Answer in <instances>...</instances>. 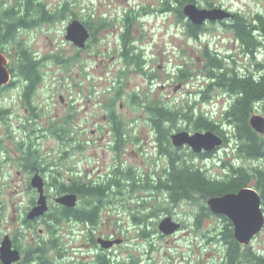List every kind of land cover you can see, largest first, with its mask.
<instances>
[{
	"label": "rangeland",
	"instance_id": "1",
	"mask_svg": "<svg viewBox=\"0 0 264 264\" xmlns=\"http://www.w3.org/2000/svg\"><path fill=\"white\" fill-rule=\"evenodd\" d=\"M19 1L0 0L3 5ZM161 1L36 0L51 15L58 13L63 4L67 9L61 17L53 16L50 21L22 28L15 34L39 57L41 81L27 103L23 96L26 82L16 70V56L10 58L8 65L15 82L0 98V105L10 110L0 122V239L5 234L11 236L21 226L25 209L36 197L29 180L37 168L46 180L45 191L50 196L58 193L52 180L67 182L80 177L84 182H110L96 224L62 219L58 225L53 224L51 235L46 221L39 219L24 237L20 235L17 243L25 249L53 238L55 247L46 245L47 259L53 264H96L98 254L108 255L115 264H217L224 257L226 244L221 232L225 216L210 212L196 223L202 199L171 203L165 191L154 187L166 176L168 156L159 150L146 106L160 103L222 121L232 96L222 88L212 87L207 99H202L209 82L205 46L216 50L242 74L264 73V58L259 54L250 59L233 31L218 22L205 23L206 31L198 38L189 37L183 20L174 10H164ZM196 4L228 8L250 20L255 14L264 15V0H198ZM129 10L139 14L136 20H128L134 45L141 49L142 57L127 63L121 55L120 34ZM99 18L105 19L106 24L94 26L98 28L95 38L88 40L84 50L65 39L72 19L84 24ZM56 57L63 63H58ZM182 69L186 76L178 78ZM109 103L124 126V140L115 148ZM30 105L36 107L31 111ZM253 114L264 115V107L259 104ZM53 124L62 129L60 138L54 135ZM166 127L168 137L179 130H204L194 129L192 122L184 118L169 122ZM224 130L230 137L228 143L213 150L209 157H191L187 145L177 152L213 178L228 173L229 164L264 166V159L238 157L233 150L231 127L225 124ZM165 146L168 151L176 149L171 141L163 142L162 147ZM249 186L253 187L252 181ZM85 201L81 198L78 205ZM165 216L179 222L180 227L182 223L181 229L162 234L158 223ZM91 237L120 242L104 249L98 243L93 245ZM242 247L264 255V227ZM242 259L241 264H255Z\"/></svg>",
	"mask_w": 264,
	"mask_h": 264
},
{
	"label": "trees",
	"instance_id": "2",
	"mask_svg": "<svg viewBox=\"0 0 264 264\" xmlns=\"http://www.w3.org/2000/svg\"><path fill=\"white\" fill-rule=\"evenodd\" d=\"M198 0H162L164 10H174L177 17L183 20V26L189 37L198 38L202 32L206 31V27L201 25H194L182 13V7L188 2L196 3ZM67 9L63 4L58 13L51 15L47 13L44 5L36 0H21L15 5H3L0 2V25L4 34V39L7 37L16 43V70L23 76L28 84L25 88V98L29 96L35 89L36 85L41 81L39 74V62L33 59L22 39H18L15 35L18 30L22 28H29L41 22L50 21L53 16L61 17L63 12ZM162 10V9H161ZM132 11H126L124 17V31L120 34L122 44V53L125 62H136L141 59L142 51L134 45V39L129 31L130 20H136L138 13L132 14ZM253 21L247 19L241 14H237L231 23L225 24L231 29L235 37L243 45V50L254 48L257 49L260 45L264 46V15L256 14ZM135 22V21H134ZM216 23V22H212ZM106 24L105 19L100 18L97 21H84V25L92 32L93 40L95 33L99 27ZM97 25L98 28L94 29ZM258 28L261 30L263 37L257 38L252 35V30ZM139 50V51H138ZM204 57L206 59V70L208 84L203 91L202 99H207V92L212 87L222 88L225 92L232 96L231 103L224 110L222 121L212 120L203 113L193 115L191 112H183L177 109H170L168 106L160 103L151 102L146 106L149 113L150 122L155 130L156 138L159 143V150L168 156V169L166 176L157 182L154 187L163 190L167 193V197L171 203L179 201L196 202L199 199V212L195 215V222L199 223L203 216L210 215V211L206 206V199L210 196L221 195L226 192L236 191L243 186H249L252 181L261 197V203L264 211V166L257 164L255 166H233L229 164V171L225 173L222 178H213L207 175L205 169L188 163L175 150L168 151L165 144L170 143V137L167 135L166 125L169 122H174L178 118H184L189 123L192 122L194 129L212 130L223 137V144L228 143L230 137L224 130V125L228 124L231 127V137L234 139L233 150L236 155L243 159L258 160L264 158V136L251 128L249 125V117L255 112L257 105L264 107V73L248 71L247 73H240L234 66H229L227 62L216 52L211 51L207 46L204 48ZM142 68V67H141ZM178 78H184L186 75L184 69L179 71ZM109 117L114 128L113 131L116 136L121 137L122 133L119 130L118 116L115 115L112 103L108 104ZM55 134L58 138L61 137L62 129L53 126ZM170 145V144H169ZM118 144L116 145V147ZM213 152V151H212ZM212 152L196 154L192 151L188 152L191 157L199 156V158H206L212 155ZM113 180V179H112ZM110 183V182H109ZM108 184L100 182L86 181L84 182L80 177H72L71 181L62 183L57 187L59 193L74 192L78 197L85 198V204L77 209L62 210L60 214L50 215L49 218L54 225H58L63 218L73 217L75 220L81 222H88L91 225L96 224L98 218V207L94 204L102 200V197L107 194ZM94 206L93 208H91ZM225 225L221 232L222 240L226 244L224 257L217 264H241L242 258L253 261L255 264H264V255L258 254L257 251L248 247L244 250L241 244L233 237L231 222L223 217ZM47 231L53 234L54 228L48 224ZM51 243V244H50ZM50 244L51 248L55 247L54 239L42 241L35 247L30 249L31 255L37 254L42 262L50 263L47 259V247ZM95 263L98 264H115L110 257L104 254L96 256Z\"/></svg>",
	"mask_w": 264,
	"mask_h": 264
},
{
	"label": "water",
	"instance_id": "3",
	"mask_svg": "<svg viewBox=\"0 0 264 264\" xmlns=\"http://www.w3.org/2000/svg\"><path fill=\"white\" fill-rule=\"evenodd\" d=\"M183 15L194 25H202L206 22H220L232 17L231 11L223 7H199L196 3L188 2L182 7ZM89 38L87 27L78 19H72L67 27L65 39L78 47H83ZM1 39V32H0ZM0 86L6 84L10 77L5 67L6 60L0 56ZM1 115V111H0ZM249 125L256 132L264 133V115L252 114L249 117ZM170 141L176 148L189 146L193 153L212 152L223 144V137L212 130L188 132L179 130L170 135ZM31 186L38 192L37 204L27 214L28 219L42 215L47 210L46 195L44 194V181L39 173L31 178ZM78 195L67 192L58 196L55 200L66 207H74ZM210 212L225 216L232 223L233 237L241 245H247L264 227V211L259 192L252 186H243L236 191L226 192L221 195L210 196L206 199ZM180 228V223L170 216H165L158 223V229L162 234L175 233ZM101 248H110L120 239L98 237L96 239ZM19 258L18 251L11 248L8 235H5L0 244V264H10Z\"/></svg>",
	"mask_w": 264,
	"mask_h": 264
},
{
	"label": "flooded vegetation",
	"instance_id": "4",
	"mask_svg": "<svg viewBox=\"0 0 264 264\" xmlns=\"http://www.w3.org/2000/svg\"><path fill=\"white\" fill-rule=\"evenodd\" d=\"M225 9H227V10H229V11H231L230 9H228V8H225ZM231 13H232V17L231 18H229V19H226V20H223V21H220V22H218V23H220L222 26H225V24H228V23H231V22H228V21H233L234 19H235V17H236V15L238 14V12H235V11H231ZM256 15V14H255ZM255 15L252 17V19L254 20V19H256L255 18ZM252 20V21H253ZM204 25L205 24H202L201 26H203L204 27ZM88 29V28H87ZM88 31H89V38L85 41V44H84V46L83 47H78V46H76V45H74V46H76L78 49H80V50H84L83 48H85V47H87V42H88V40H91L92 38H93V34H92V32L88 29ZM0 32H1V39H0V56H3L4 58H5V60H6V64H5V67H6V69L8 70V72H9V74H10V77H9V79H8V82L6 83V84H2L1 86H0V98H2L3 97V95H4V93L6 92V90L9 88V87H12L13 85H14V80H13V74H12V69L9 67V65H8V62H9V60H10V58L11 57H13V56H17L16 55V51H17V48H16V45H14L13 43H12V41H11V39H9L8 37H7V39H4L5 37H4V34H3V32H2V29H1V25H0ZM252 35H256L257 36V38H259V39H261L262 37H263V34L261 33V30H259L258 28H255L254 30H252ZM235 40L239 43V45L241 46V48H242V51L243 52H245L246 53V55L247 56H249V58L250 59H252V60H254L255 58H256V56L257 55H259V54H261L262 56H263V58H264V46L263 45H260L257 49H255V47L254 48H248L247 49V51L245 50H243V45H241V43H240V41L235 37ZM6 43V44H5ZM6 46V47H5ZM8 48H10L11 50H7ZM26 48L28 49V51L30 52V54L33 56V59L34 60H36V61H38V62H40L39 60V57H37V54H35L34 52H32V51H30V49L26 46ZM1 58V57H0ZM56 61L58 62V63H60V64H62L63 63V61H60L59 59H58V57H56ZM259 75V74H258ZM24 78V77H23ZM24 80H25V82H26V86H27V84H28V81L24 78ZM26 86H25V88H26ZM37 86V85H36ZM35 91V90H34ZM33 91V92H34ZM32 92V93H33ZM31 93V94H32ZM31 94H29V96H28V98L26 97L25 98V89H24V93H23V96H24V98H25V100H26V102L27 103H30V101H29V98H30V95ZM31 107V111L33 110V108L34 107H36V106H34V105H30ZM258 106V105H257ZM0 111H1V115H0V122L3 120V119H5L6 118V114L10 111V110H8L7 108H5V107H3L2 105H0ZM33 115V114H32ZM34 116V115H33ZM118 120H120V118H119V116H118ZM111 121V120H110ZM112 122V121H111ZM53 126L55 127V124H53ZM53 126H52V128H53ZM113 128H114V125H113V123H112V132L114 133V131H113ZM119 130H120V133H122V135H121V137H118V136H116L115 135V133H114V142H115V145H114V148L116 147V145L118 144H121L122 142H123V135H124V126H123V122L120 120L119 121ZM53 132H54V129H53ZM54 135L56 136V137H58L56 134H55V132H54ZM201 153H203V152H201ZM196 154H200V153H196ZM264 159V158H263ZM263 159H261V160H263ZM34 167V166H33ZM35 173H39L40 175H41V173H40V170L39 169H37V168H35V169H33V173H32V176L35 174ZM32 176L30 177V180H29V186L30 187H32L31 186V178H32ZM41 177L43 178V181H44V194L46 195V202H47V210L42 214V215H40V216H36L35 218H33V219H28L27 218V214H28V212L30 211V209L33 207V206H35L36 204H37V200H38V192H37V190L35 189V188H33V190L36 192V197L35 196H33L32 197V199L30 200V202H29V205L27 206V208L25 209V212H24V218H23V220L21 221V226H18V227H16V229L17 230H15V232H14V234H12L11 236L10 235H8V234H5V235H8V237H9V239H10V242H11V248L12 249H16L17 251H18V254H19V258L17 259V260H15V261H12L10 264H53L51 261H49L50 263H41L42 262V260L40 259V258H38L39 256L38 255H36L37 257L34 259V255H31V252H30V249L31 248H28V249H25V248H21L19 245H18V243H17V240L19 239V237H20V235L22 234L23 235V237L25 236V233H26V230H28V229H30L31 228V226L32 225H34V222L36 223L39 219H42V220H45L46 222H45V224H50L51 226H53V223L51 222V220H50V218H49V216L50 215H57V214H60L61 212H62V210H64L65 208H67V209H77L78 207H81L80 205H78V202H79V200H80V198L78 197V199H77V202H76V204H75V206L74 207H71V208H69V207H66V206H63L62 204H59L58 202H56V198L58 197V196H60V195H62V194H64V193H67V192H61V193H59L58 191V193L55 195V196H50L46 191H45V189H46V180H45V178L41 175ZM54 179H57V177H54ZM69 181H71V179L70 180H68L67 182H69ZM57 182H58V180H52L51 181V183H52V186L54 187H58V186H60L62 183H64V181H60V182H58V185H57ZM66 182V181H65ZM98 203H96V204H94L95 205V207L97 206L98 207V216H99V214L101 213V207L102 206H104L103 205V201H101V200H99V201H97ZM94 206H92L91 208H93ZM53 209V210H52ZM64 219H70V220H75L73 217H66V218H63V220ZM76 222L78 221V220H75ZM81 222V221H80ZM81 223H86V224H88V222H81ZM89 225H90V223H89ZM94 225V224H93ZM182 223H181V227H182ZM181 227L179 228V229H181ZM233 231V230H232ZM5 235H3L2 236V238L0 239V244H1V241L3 240V238H4V236ZM90 235V234H89ZM98 238V237H97ZM110 239H112V238H110ZM90 240V239H89ZM91 240H92V242H93V245H96V246H98L97 245V242H96V240H94V238H92L91 237ZM38 244H40V243H38ZM114 245V244H113ZM112 245V246H113ZM30 247V246H29ZM105 255V254H104ZM105 256H107V257H109L108 255H105ZM32 261H34V262H36V263H31ZM0 263H1V260H0ZM95 263V262H94ZM71 264H74V262L73 263H71ZM96 264H98V263H96ZM119 264H123V263H119Z\"/></svg>",
	"mask_w": 264,
	"mask_h": 264
}]
</instances>
